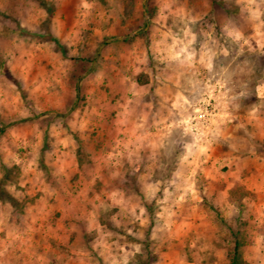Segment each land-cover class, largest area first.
<instances>
[{"label":"rangeland","instance_id":"374dc122","mask_svg":"<svg viewBox=\"0 0 264 264\" xmlns=\"http://www.w3.org/2000/svg\"><path fill=\"white\" fill-rule=\"evenodd\" d=\"M263 129L264 0H0V264H264Z\"/></svg>","mask_w":264,"mask_h":264},{"label":"trees","instance_id":"16d2710c","mask_svg":"<svg viewBox=\"0 0 264 264\" xmlns=\"http://www.w3.org/2000/svg\"><path fill=\"white\" fill-rule=\"evenodd\" d=\"M50 39H51V41L58 44V42L54 38H50ZM239 245H240L239 242H235L230 264H242V262L240 260V254L238 251Z\"/></svg>","mask_w":264,"mask_h":264},{"label":"crops","instance_id":"0c3cea01","mask_svg":"<svg viewBox=\"0 0 264 264\" xmlns=\"http://www.w3.org/2000/svg\"><path fill=\"white\" fill-rule=\"evenodd\" d=\"M107 41H109V40H107ZM169 125H171V124H169ZM263 132H264V129H263ZM166 134H167V136H168L170 133L167 131V133H166ZM140 136H141V135H140ZM262 136L264 137V134H263ZM234 171H235V170H233V172H234ZM263 171H264V169L262 168L260 172H261V173L264 175V172H263ZM263 180H264V179H263ZM263 182H264V181H263ZM231 185H233V184L231 183V184L229 185V187H230ZM255 185H256V184H255ZM255 185H253V186L255 187ZM261 185H264V184H263V183H261ZM258 187H260V186H258ZM258 187H255V188H256V190H259V188H258ZM262 189H263V188H260V190H262ZM104 264H106V263H104Z\"/></svg>","mask_w":264,"mask_h":264}]
</instances>
